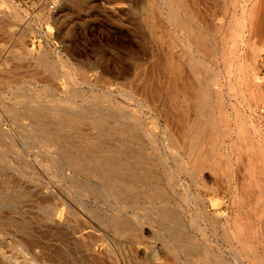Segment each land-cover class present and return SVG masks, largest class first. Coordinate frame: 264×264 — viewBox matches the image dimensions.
Wrapping results in <instances>:
<instances>
[{
	"label": "rangeland",
	"instance_id": "1",
	"mask_svg": "<svg viewBox=\"0 0 264 264\" xmlns=\"http://www.w3.org/2000/svg\"><path fill=\"white\" fill-rule=\"evenodd\" d=\"M49 3L0 0V264H264V42L237 4L186 0L201 42L159 0ZM192 61L228 131L214 107L196 132Z\"/></svg>",
	"mask_w": 264,
	"mask_h": 264
},
{
	"label": "bare ground",
	"instance_id": "2",
	"mask_svg": "<svg viewBox=\"0 0 264 264\" xmlns=\"http://www.w3.org/2000/svg\"><path fill=\"white\" fill-rule=\"evenodd\" d=\"M161 4H159L156 7V14L157 16H161V8H166L167 13H166V20L169 22V24H171L173 27L181 29L188 37H195L196 39H198L199 41L203 42L206 41L207 39H205L200 33L196 32V31H192L189 26L188 23L186 22V20H190L189 16L191 15V9L187 4H186V0H177V2H179L180 5L183 6L184 11H185V16L182 17H178L177 13H176V7L174 6V4L172 3V0H159ZM238 1V2H237ZM192 2V1H191ZM237 4L239 10H240V16L238 17L239 19L237 20V22L235 23V30H233L234 32L236 31L238 38L240 37V45H243L245 42H249V41H257V42H264V0H233V5ZM237 11V10H236ZM181 12V11H179ZM181 15V14H180ZM162 17V16H161ZM165 19V18H164ZM233 23V22H232ZM233 25V24H232ZM195 26V25H193ZM196 27V26H195ZM233 27V26H232ZM198 28V27H197ZM199 29V28H198ZM226 29V28H225ZM205 32V31H203ZM232 32V31H231ZM233 33V32H232ZM232 36V35H231ZM234 36V35H233ZM236 37V36H235ZM234 38V37H233ZM188 39V38H187ZM236 40V39H235ZM208 43L211 45L212 40L208 39ZM232 41V40H231ZM238 42V41H237ZM236 44V41H235ZM188 46V45H187ZM236 46V45H234ZM235 49V48H234ZM264 51V50H263ZM253 55V54H252ZM263 57L264 56H260V64L261 66L263 65ZM202 61V60H201ZM175 62V61H174ZM241 62V61H240ZM259 62V60L257 59L256 55H253L251 57V63L252 66L245 72H246V78L245 80L247 81V79L250 78H256L257 77V73L255 72L256 69V63ZM204 63V62H203ZM243 65V64H242ZM175 66V65H174ZM248 66V65H247ZM260 66V67H261ZM191 67L193 70V75L194 76H198L199 75V84L198 86L195 88L196 91V95H197V99L199 102V108L202 110L203 116H204V120L201 123V125L196 124L197 126V131L199 130V128L201 127L200 130H203L205 127L208 129L207 133H211L212 136H214V133L216 131V128L213 125V114H212V108L216 107L219 110V120L221 123V126L223 128H225L226 131L229 130L228 127V119L226 120L225 117L222 116L221 113V103H220V98L216 99L215 98V102L214 101H210L209 98V88H210V84H217L219 82V78L218 75H215L213 72H209L207 69H205V67L202 65V63L197 62V61H192L191 62ZM243 67V66H241ZM264 68V67H263ZM261 68V69H263ZM165 69V67H164ZM184 69V68H183ZM228 69V68H227ZM230 69V68H229ZM240 69V68H239ZM149 70V69H148ZM175 70L178 71V65H176ZM174 70V71H175ZM241 71H243L242 69H240ZM173 71V72H174ZM238 72V71H237ZM155 74V73H154ZM176 74V73H175ZM204 74L208 75V78H205ZM230 74V73H229ZM243 73H241L242 75ZM156 75V74H155ZM192 75V74H191ZM192 75V76H193ZM239 75V74H238ZM148 76V75H147ZM150 76V75H149ZM183 76V75H182ZM188 77V76H187ZM222 77V76H221ZM241 77V76H240ZM169 78V77H168ZM167 78V79H168ZM184 78V77H182ZM223 78V77H222ZM165 79V81L167 80ZM239 78H237L238 80ZM244 79V78H243ZM162 81V80H161ZM160 81V82H161ZM184 82H186L183 79ZM222 81V80H221ZM227 82V81H226ZM191 83H193V81H191ZM160 84V83H159ZM197 84V82H196ZM191 85V84H190ZM189 85V86H190ZM225 86V85H224ZM241 86V85H240ZM253 86V85H252ZM259 86V85H258ZM169 87V86H168ZM220 87V86H218ZM256 87V86H255ZM144 88V87H143ZM254 88V87H253ZM170 88H168L169 91ZM211 89V88H210ZM192 90V89H191ZM239 90V89H237ZM253 90V89H252ZM262 90V89H261ZM167 91V90H166ZM171 91V90H170ZM234 91V90H233ZM214 92H218V91H214ZM221 92V91H220ZM241 92V91H240ZM222 93V92H221ZM137 94V93H136ZM144 94V93H142ZM158 94V93H157ZM213 94V93H212ZM220 94V93H219ZM227 95V94H226ZM138 96V95H137ZM155 96V95H154ZM159 96V95H158ZM172 96V95H171ZM224 96V95H223ZM221 97V96H220ZM126 98V97H125ZM241 98V97H240ZM253 99V98H252ZM222 102V101H221ZM258 102V101H257ZM264 102V101H263ZM259 104V103H258ZM223 106V105H222ZM93 111V110H92ZM201 112V111H198ZM82 114V113H81ZM85 115V114H84ZM98 117V116H97ZM216 117V116H215ZM78 119V118H77ZM85 119V118H84ZM198 120V119H197ZM215 120V119H214ZM95 121V120H94ZM243 121V118H242ZM230 123V122H229ZM241 124V122H240ZM244 125V124H242ZM99 126V125H98ZM216 126H218L216 124ZM233 128V126H232ZM33 130V129H32ZM126 131V130H125ZM232 131V130H231ZM236 131V130H235ZM200 132V131H199ZM129 133V132H128ZM230 133V132H229ZM237 133V132H236ZM241 133V131L239 132ZM165 134V133H164ZM235 134V133H234ZM203 135V133H202ZM198 138V137H197ZM242 138V137H241ZM197 142V141H196ZM198 144V143H196ZM210 144H212V142H210ZM206 150V149H205ZM208 150V149H207ZM207 152V151H206ZM246 153V152H245ZM207 154V153H206ZM213 156V154H212ZM104 162V161H103ZM165 162V160H164ZM115 168L117 169H121L122 166L120 164H112ZM227 164H225L226 166ZM198 167L197 164L192 165L193 169H196ZM224 167V166H223ZM229 168V167H228ZM227 168V169H228ZM126 172V171H125ZM163 218H165L166 220H168L167 223L169 224H173L174 221L172 220L173 217L171 216V214H169L168 212H165L161 215ZM161 217V218H162ZM250 233L251 235L256 236V231L254 230V228L250 229ZM238 233H240V230H238ZM169 234V233H168ZM170 236V235H169ZM234 240H237L238 242L242 241L244 243V239L241 238V236H235L233 238ZM184 243V242H183ZM246 243V242H245ZM139 244V243H137ZM245 246H248V244H246ZM252 248V247H251ZM250 249V248H249ZM217 264H221L220 262L217 261Z\"/></svg>",
	"mask_w": 264,
	"mask_h": 264
},
{
	"label": "built area",
	"instance_id": "3",
	"mask_svg": "<svg viewBox=\"0 0 264 264\" xmlns=\"http://www.w3.org/2000/svg\"><path fill=\"white\" fill-rule=\"evenodd\" d=\"M55 4V0H50V3L48 5L49 9H53Z\"/></svg>",
	"mask_w": 264,
	"mask_h": 264
}]
</instances>
